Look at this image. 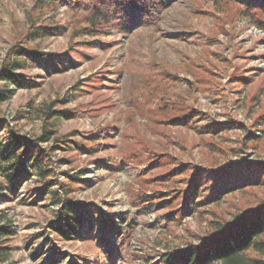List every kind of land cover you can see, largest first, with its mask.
<instances>
[{
	"label": "rangeland",
	"instance_id": "1",
	"mask_svg": "<svg viewBox=\"0 0 264 264\" xmlns=\"http://www.w3.org/2000/svg\"><path fill=\"white\" fill-rule=\"evenodd\" d=\"M115 1L0 0V143L49 172L0 177L4 264H178L264 198V148L240 146L264 127V0H157L154 21Z\"/></svg>",
	"mask_w": 264,
	"mask_h": 264
},
{
	"label": "trees",
	"instance_id": "2",
	"mask_svg": "<svg viewBox=\"0 0 264 264\" xmlns=\"http://www.w3.org/2000/svg\"><path fill=\"white\" fill-rule=\"evenodd\" d=\"M252 1L244 0V7L251 9L252 7L250 6H256ZM115 2L113 4L119 7H121V4L128 6L131 14L137 15L143 20L154 21L158 16L156 9L157 0H116ZM111 6L105 5V11L110 12L112 10ZM259 6L261 10L264 9L263 3ZM255 22L260 26L263 25L260 21ZM26 56L30 57L31 54H27ZM16 66H18V63H14V67ZM9 75H12L10 78L14 84L21 86L20 77H15L14 74L10 73ZM6 99L7 97L0 94V102ZM44 115L47 120L69 117V114L65 112L53 111L50 108L47 109ZM174 119L176 118L174 117L171 120ZM253 124H255L253 126L254 130L257 129L259 125L264 124L263 118L261 116L257 117ZM257 131L260 132V137H257L253 133H248L242 139L241 149L252 148L254 151H258L264 148V127ZM11 136L8 145L4 146L0 143V177L4 178L7 182H12V179L26 173L28 168L34 169L37 174L43 177H47L49 174L46 170L47 167L43 166V161L38 158L39 156L31 154L27 141L13 134ZM36 140L40 142L49 141V133L47 132ZM258 164L256 165L257 168L263 171V173L256 177L254 184H257V186L264 190V162L259 161ZM79 176L72 178L79 180ZM58 202L61 201H57L56 204ZM66 212L67 215L64 217L65 223L63 226L65 230H58L59 232L75 236L77 232L73 226L80 220L79 215H76L71 210H67ZM6 220V216L0 214V264H4L8 260L10 248L7 247L6 243L13 235V229L7 224ZM106 233L107 231L104 232V235ZM109 233L112 235L115 232L110 231ZM214 233L201 245L191 246L180 253H175L172 260L174 262L177 261L178 264H264L263 259L250 256L252 253L260 257L264 256V198L260 199L253 208L244 210L240 216L236 217L234 222L220 225Z\"/></svg>",
	"mask_w": 264,
	"mask_h": 264
}]
</instances>
